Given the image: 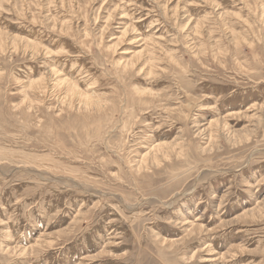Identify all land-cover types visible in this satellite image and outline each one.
Returning a JSON list of instances; mask_svg holds the SVG:
<instances>
[{"label":"rangeland","instance_id":"374dc122","mask_svg":"<svg viewBox=\"0 0 264 264\" xmlns=\"http://www.w3.org/2000/svg\"><path fill=\"white\" fill-rule=\"evenodd\" d=\"M0 264H264V0H0Z\"/></svg>","mask_w":264,"mask_h":264},{"label":"bare ground","instance_id":"6f19581e","mask_svg":"<svg viewBox=\"0 0 264 264\" xmlns=\"http://www.w3.org/2000/svg\"><path fill=\"white\" fill-rule=\"evenodd\" d=\"M123 32V31H122ZM256 108V107H255ZM245 215V214H244ZM74 222V221H73ZM203 231V230H202ZM195 233V232H194ZM191 234H192V232H191ZM196 234V233H195ZM51 235V234H50ZM193 235V234H192ZM55 236V235H54ZM52 237V236H51ZM185 240V239H184ZM181 242V241H180ZM37 253V252H36ZM222 256H224V255H222Z\"/></svg>","mask_w":264,"mask_h":264}]
</instances>
